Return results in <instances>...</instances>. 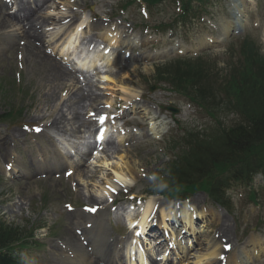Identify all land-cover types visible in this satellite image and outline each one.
<instances>
[{
    "label": "rangeland",
    "instance_id": "374dc122",
    "mask_svg": "<svg viewBox=\"0 0 264 264\" xmlns=\"http://www.w3.org/2000/svg\"><path fill=\"white\" fill-rule=\"evenodd\" d=\"M48 1L53 6L44 11V16L56 15L63 22L64 15L74 22L79 18L80 11H82L81 17L86 16L88 11L92 17L96 16L90 25L92 30H87L85 35L89 33L91 35V31H96L93 28L96 24L105 26H101L103 33L111 25L117 28L118 36L115 49L112 51L114 53L113 60L112 63H109L112 65L106 68L108 75H104L106 73L95 74L94 72V75L81 81L80 91L87 96L91 94L92 98L97 99L95 103L97 105L85 106L82 114L84 116L90 111L93 112V108H97L103 103L110 104L111 102L116 103L120 99H127L130 106H127L128 113H126L124 122H130V125L137 129H129L122 142L117 141L118 136L113 139L116 144L122 147L123 156L128 157L126 161L132 173L128 172L123 164L124 161L119 156L105 152L106 148L97 154V157H93L89 161L88 170H84L91 176L94 174L92 177L87 178V174H84L81 179H77V174L74 173L69 180L64 175L66 169L64 167L56 174L35 172L33 169L37 167L48 168L47 163H44L45 156L55 158L57 153L66 159V162L72 164L69 168V171L70 169L72 171L78 161L77 159L73 161L68 153L69 150L75 152V148L72 147L75 146L73 141L75 139L81 141V147L87 150L91 146V143L87 142H91L94 131L93 128L87 129L85 120L84 124L75 126L80 129L79 134L75 136L54 135L55 140L49 142L45 136L40 134L39 130L49 121L46 118L49 115L53 116L56 106L60 109L64 99H67L68 94L65 93H67L71 82L64 81V89H59L55 101L49 102L47 105L45 95L49 94V87L45 79L44 67L33 66L29 62H25L23 57L17 53L18 51H9V48L15 43L18 48H22L25 43L20 40L18 26L0 29V139L9 137L11 133L16 135L15 140L8 139L6 141L5 152L0 146V220L4 225L7 224L12 228L30 230L32 227H43L35 232V237L45 246L43 248L31 247L32 242H29L27 248L17 252L21 263L77 264L61 253L65 249L64 244H67L70 238L75 244L79 242L78 245L81 244L80 237L84 241L89 239L91 236L84 234L93 224L100 226L102 231H97L96 235L92 236H97L98 240L100 233H103L100 238L107 240V244L105 243L102 249H106L111 243L117 249L121 243H125L127 240V233L123 229L125 227L121 221L123 211L118 210V214L114 212L111 214L113 208H110L108 204V211L96 216L87 215V211L83 208L94 205V202L87 200L89 193L82 188L87 187L92 195L106 202L102 193L98 192L100 190L95 189L97 191L95 192L90 188L95 185L94 183H104V186L108 185V188L117 190L119 186L115 182H118L124 186L121 191H118L119 198L131 189L133 194H137L139 198L143 197L145 202L153 199L146 195L153 191L155 183L150 175L154 171L164 170L166 167L164 164L173 159L172 154H178V150L172 153L167 146L171 139L173 140L181 134L182 129H178L180 127L178 123L181 122L190 127L196 126L206 132L213 126L208 118L202 117L203 115L197 114L196 116L201 118L195 120V108H190L184 98L169 93L165 85L157 83L154 75L156 67L177 59L178 56H182L181 54L186 55L187 52L184 50L188 48L192 52L191 57H203L206 64L212 65L218 72H221L226 69L228 46L237 47L239 41L247 36L255 48L260 49L259 53L264 56V0H251V4L246 9L244 22L239 29L228 28L227 30L229 21L234 19L232 5L237 4L239 0H234L231 4L228 0H206V5L198 14L200 18L185 23L181 27L177 26L172 36L169 33L158 34L155 31L158 24L171 23L175 14L179 13L177 5L170 3H164L155 9L148 10L146 6L135 2L129 6L127 11L123 10L122 12L121 5L130 0ZM2 4L4 2L0 0V5ZM54 5L57 6V9H54ZM66 28L64 25H47L40 31L43 33V48L46 55L69 70L64 65V59H59L56 56V52L64 44ZM108 32L110 31L108 30ZM111 33H113L112 30ZM125 37L132 40L133 48L122 44ZM196 43L198 44L196 45ZM116 58H119L120 62ZM103 76H107L110 82L106 81ZM72 82H75V79ZM153 86L155 90L151 91ZM14 106L21 109V114L15 122H11L9 117L4 118V116ZM168 107L178 110L175 117L166 111ZM149 112L152 114L157 112L159 118L165 121L162 128L159 129L165 134L160 135L153 131V135L149 136L146 129L140 125L147 122L152 124L148 119ZM63 113L69 118L67 112L63 111ZM144 116L147 119H143ZM85 118H88V114L85 115ZM220 118L224 127H230L235 122L232 114L224 113L220 115ZM4 120L5 122L2 123ZM191 129L195 128L191 127ZM79 137L82 138L79 139ZM57 141L59 142L58 147ZM5 153H7V157L3 156ZM9 158L16 162L20 169L24 171L31 169L32 171L24 173L21 171L16 178L11 179L4 166L8 163ZM260 184L264 186V184ZM243 191V188L237 187L230 192L234 199L232 200L231 213L228 215L216 210L217 207L211 205L207 197L201 193H196L187 200L188 207L193 210L199 211L204 206L205 214L203 216H206L205 220H209V222L204 227L201 222H192L193 231L198 232L196 240L201 249L196 247L192 251V255L189 256V262L180 264H238V259L244 260L246 264H264V242L262 240L264 238V190L261 189L257 193L260 198L257 207L248 205V200L244 202L241 200ZM233 192L238 196L235 197ZM156 200V205L151 207L148 216L156 217L157 204L166 202L165 200ZM68 204L74 208L73 212L69 213L66 210L65 205ZM187 208L186 211H188ZM132 215L133 213H129L125 215V218ZM220 221H223L229 230V238L224 243L218 237ZM255 225L259 226L258 235L253 233ZM248 229H251V232L248 237H245ZM79 231L82 232L81 235H78ZM209 244L230 245L231 250L225 253V249L221 246L218 253H221L222 256L210 261L206 253V247ZM62 245H64V249L61 248ZM252 249L259 252L255 262ZM106 263L107 261L98 263L94 257H85L80 264Z\"/></svg>",
    "mask_w": 264,
    "mask_h": 264
},
{
    "label": "trees",
    "instance_id": "16d2710c",
    "mask_svg": "<svg viewBox=\"0 0 264 264\" xmlns=\"http://www.w3.org/2000/svg\"><path fill=\"white\" fill-rule=\"evenodd\" d=\"M143 1L151 5L162 0ZM180 1L187 13L191 0ZM258 50L244 40L240 60L232 62L222 78L201 59L178 60L157 70L159 81L171 84L212 120L218 121L222 113L236 118L230 127L220 124L210 133H186L176 160L156 176L157 192L185 198L203 191L222 204L226 182L249 179L252 172L264 169V56ZM21 232L0 224V264H17L12 247L23 243Z\"/></svg>",
    "mask_w": 264,
    "mask_h": 264
},
{
    "label": "bare ground",
    "instance_id": "6f19581e",
    "mask_svg": "<svg viewBox=\"0 0 264 264\" xmlns=\"http://www.w3.org/2000/svg\"><path fill=\"white\" fill-rule=\"evenodd\" d=\"M246 1V0H245ZM250 1V0H249ZM15 7H16V12L12 13V14H7V9H8V5L7 4H3L0 5V29L4 28V27H9V26H18L20 28L19 32H20V40H23L25 42V45L22 48H18V46L16 45V43L11 46V48H9V51H19L21 52V54H23V59L25 60V62H29L31 65L33 66H38V67H44L45 69V79L48 83V87H49V94L45 95V99L47 100V105H49V102H54L58 93L59 89H64V81L66 82H71V84L68 87V91L65 94H68L67 99H64V102L61 104V108L58 109V107L56 106L55 110V114L49 115L46 119L49 120L44 126V130L42 135L45 136L46 138H48V140H52L54 137V135H59V134H67L69 136H75L79 134L80 129L75 128L76 125L78 124H84V121L86 120L87 122V129L89 128H94L95 127V121L92 122L91 120H88L85 118V115L89 114L90 112L84 114H82V111L84 110L85 106H92V105H96L95 103L97 102L96 98H92L93 95L89 94L84 95L82 93V91H80V82L79 80H77L76 77V72L73 71H69L67 68H64L63 65H61L60 63L56 62L55 60L51 59L49 56L46 55V53L44 52V48H43V34H42V30L44 29V27H46L47 24L52 25L54 22L59 23V18H57V16L55 17H50V16H44L43 11L47 10V7H50L48 5V0H30V2L27 1H15ZM243 9V11L245 10V7H241ZM10 10V8H9ZM241 11V10H240ZM84 22H80V23H73L72 28L73 30H75V33H69L70 29H68V31L65 34V39H64V46L61 48V53L64 52V58L65 59H72L74 62L77 61V65L83 69V71H86V73H88L89 71H92V73H99L100 74V70L104 69L105 67L108 68L109 63H112V60H110V53H111V46L115 47L116 44V35L111 34V32H108V30L105 31V33H101L98 36H94L93 38H89V37H85L87 38V44L84 45V50L85 48L88 49L90 47V44H97V45H101L103 46V50L102 52L100 51V53L97 54H87V55H81L79 56L76 52L78 51L79 47H80V41H79V37L85 35L86 31L83 29V24L87 25V29L89 28L88 26V20L83 19ZM233 22L229 21V25L226 28V30L229 28H231ZM101 26H103V24H96L93 28L97 31V30H102ZM114 29H117L116 27ZM41 30V31H40ZM114 32V31H113ZM98 34V33H97ZM122 44L130 46L131 48L134 46L132 40L129 38H126L124 41H122ZM95 47V46H94ZM104 50H107L108 53L105 54ZM91 52H94L93 50ZM114 55V53H113ZM77 56V57H76ZM92 57V59L90 58ZM117 61L120 62L119 58H116ZM123 60V59H122ZM106 65L105 67H103V65ZM89 65V67H88ZM95 66H102V67H96L98 69H95ZM106 73V72H105ZM104 75H108L107 73ZM103 78H105L106 81H109V79L107 78V76H103ZM70 79H75V82H72L73 80ZM110 82V81H109ZM69 92V93H68ZM137 97V96H134ZM123 100V107L121 108V111L119 113H117L115 116L118 118H125V109H126V104L128 103V100L126 99H122ZM135 100V99H134ZM63 111H65V113H68L69 118H67V116H65V114L63 113ZM157 114L154 113V115H152V118H157ZM108 124H112L113 122L111 121H107ZM104 127V126H103ZM105 127L102 130V133L100 134V137H102L103 139H106V130ZM153 130V128L151 127V131ZM19 134V133H18ZM82 137H79V139H81ZM15 140L16 139V135L15 133H11L9 134V137L7 136L6 138H4L3 140L0 139V146L1 149L5 152V149L7 148V144L6 141L7 140ZM118 141L122 142L123 139L122 138H118ZM104 147L106 148L107 153H110L111 155L116 154L117 156H119V158L121 160H123V164L124 166H126L127 170L129 173H132L131 168L129 167L126 159L128 158L127 156H123L124 151H122V147L119 146V144H115L114 142H110V143H105ZM126 153V152H125ZM4 157H7V153H5L3 155ZM12 163V161L9 159L8 163ZM7 163V165H8ZM14 167V171L15 172V164L13 165ZM87 165L85 164V162H82L81 165L79 167H75L74 168V172L77 174V179H81V176H84V174H87L84 171V168L86 169ZM58 166L55 167V169H57ZM94 174H92L93 176ZM92 177L91 175H87L86 177ZM121 177V176H119ZM95 185L93 187H91L90 189L93 190L95 192H97L96 190H100L103 191V187H104V183L102 184H98V183H94ZM106 184V183H105ZM100 187H102L100 189ZM83 190L87 191L89 193V196L87 198V200L94 202V205L99 208L101 207V205H103V203L100 201H98L94 195L91 194L90 190L85 187L82 188ZM96 189V190H95ZM99 192V191H98ZM156 199H160L157 197H153V199H149L148 201H146V203H144V207H143V212L140 215V223H139V227L141 228V234H144L145 230H144V224L146 222V217L148 216V213L151 209L152 206H154L155 202L157 201ZM160 201V200H159ZM160 205H162L159 202ZM146 205V206H145ZM189 205L187 203H185L183 206H176L173 205L169 210V212L165 213L163 212V207H167V205L164 203V205H162L159 211V214L163 217L164 219V226L168 227L167 224L169 222H172V218H173V213L175 210H181L184 207H188ZM146 207V210L144 211ZM98 208V209H99ZM127 208V207H126ZM124 206H120V210L124 211V209H126ZM104 210L106 211V208H104ZM97 212V211H96ZM196 214L194 212H189L186 211L185 209L180 211V219L181 221H183L184 223V229L185 232L188 229H191V231L193 232V219L194 216L201 218L204 214V212L202 211V213H199V211L195 210ZM197 212L199 214H197ZM83 216V215H82ZM219 220V219H218ZM123 221H125L127 224L130 225V228L133 227V221L134 219L131 216H127L125 219H123ZM157 221H159V216H157ZM219 227V233H218V237L220 239L221 242H225L226 240H228L229 238V230L227 228V226L225 225V223H223V221H220L218 224ZM172 240L171 242H178L175 238L176 236L174 234H172L171 236ZM69 243H73V239L70 238V240H68ZM229 242V241H228ZM227 244V243H225ZM218 246V245H217ZM216 244H209V247L207 249V255H208V259L211 261L212 259L218 257L217 254V247ZM67 247V245H66ZM69 247H71L69 245ZM113 248V246H109V249H107L104 252L105 257L110 258V254H111V248ZM153 246L149 247L148 249L151 250ZM82 250V248H81ZM86 249H84L82 251V253L79 252L78 258H83L84 256H86V253H84ZM136 248L132 249V252L135 251ZM251 252L253 253V255L258 254L259 252L256 251L255 249H252ZM139 256L143 257V255L146 256L147 252L146 251H139ZM126 258L128 260L129 257V253H128V246L126 245ZM133 255V253H131ZM216 261V260H213ZM109 264H112V260H109ZM148 264L149 260L147 261H138L137 264ZM166 262L168 263V260H166ZM151 264H156L153 263V261L151 262ZM170 264V263H168Z\"/></svg>",
    "mask_w": 264,
    "mask_h": 264
}]
</instances>
